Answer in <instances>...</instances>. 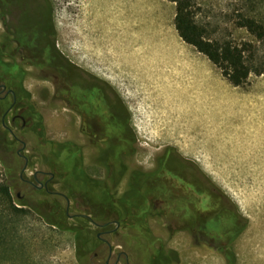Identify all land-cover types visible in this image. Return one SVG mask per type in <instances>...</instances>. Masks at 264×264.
<instances>
[{
  "label": "rangeland",
  "instance_id": "rangeland-1",
  "mask_svg": "<svg viewBox=\"0 0 264 264\" xmlns=\"http://www.w3.org/2000/svg\"><path fill=\"white\" fill-rule=\"evenodd\" d=\"M51 1L60 50L81 71L116 93L131 117L136 140L130 148L133 155L124 159L129 171L119 193L127 190L132 172L155 171L156 162L167 150H173L190 164V173L196 178L203 173L202 177L209 179L247 221L235 241L228 244L195 239L181 228L168 226L161 212L153 210L149 226L171 264H228L225 252L229 245L236 264H264V75L252 74L244 88L231 86L207 57L180 38L175 28L176 6L171 2L157 0L159 8H151L149 14L130 9L138 6L134 2L127 10L124 2L119 6L112 0ZM196 2L199 20L219 27L214 38L252 43L264 60V41L258 42L247 29L238 27V14L245 13L246 0ZM131 22L142 26L132 27ZM14 57L15 52L7 51L6 61H15ZM26 87L34 92L32 80ZM9 99L0 104V181L10 185L14 204L1 200L0 213L17 219L18 233L11 241L23 250L14 257L1 249L0 257L10 262L5 264H82L70 230L80 231L82 242H86L85 230L93 231L94 227L83 225L85 220H80V225L70 217L60 221L69 231L52 228L46 220L56 222L57 218L49 216L46 206H38L35 197L20 205L17 195L24 199L21 177L33 181L39 173L54 174L51 192L70 194L64 180L40 157L44 140L80 146L90 176L102 181L107 176L99 163L104 147L98 145L93 132L79 130L77 116L56 111L44 114L48 101L34 99L31 105L44 128L40 135L25 105L19 102L10 112L13 100ZM20 113H26V125L13 122ZM7 134L18 138L14 150L6 144ZM50 177L39 179L44 182ZM107 183L114 188L112 180ZM69 199L70 216L95 219L94 207L77 196ZM112 245L116 252L123 247ZM100 261L94 263L102 264Z\"/></svg>",
  "mask_w": 264,
  "mask_h": 264
},
{
  "label": "flooded vegetation",
  "instance_id": "flooded-vegetation-1",
  "mask_svg": "<svg viewBox=\"0 0 264 264\" xmlns=\"http://www.w3.org/2000/svg\"><path fill=\"white\" fill-rule=\"evenodd\" d=\"M7 51L15 52L16 87L10 90L0 79V102L6 103L11 97L13 104L10 112L19 102L25 105L27 112L31 110L32 100L48 101L44 114L56 111L57 114L77 116L80 120L79 130L93 132L98 145L104 147L99 159L100 166H113L119 153L125 164L124 159L129 157V153L133 155L130 150L133 145L129 129L131 120L127 108L116 93L97 78L81 71L60 50L51 0H0V52ZM28 80L34 83L32 93L26 87ZM25 116L26 113H20L13 122L21 121L26 125ZM17 156L20 158L18 153ZM189 165L173 150H167L156 162L155 171L144 172L148 206L161 212L168 226L181 228L195 239H217L228 244L234 242L241 225H247V221L213 187L209 179L202 177L203 173L198 178L190 173ZM123 171L126 174L128 167ZM39 176L51 177L43 182ZM54 177V174L47 173L37 174L33 181L21 177L25 188L24 199L20 194L17 196L20 203H27L31 197L40 202L60 203L69 217L82 218L87 221L83 225L94 227L93 231H87L92 234L93 251L85 255L84 248L77 249L82 264H95V260L111 264L114 256L113 264H157L150 262L154 254L150 253L149 236L135 230L132 220L122 221L112 210L95 219L87 215L70 216V199L50 191ZM114 243L123 246L121 251H115ZM160 254L157 258L159 264H171L170 257H166L163 251ZM232 264H236V261Z\"/></svg>",
  "mask_w": 264,
  "mask_h": 264
},
{
  "label": "trees",
  "instance_id": "trees-1",
  "mask_svg": "<svg viewBox=\"0 0 264 264\" xmlns=\"http://www.w3.org/2000/svg\"><path fill=\"white\" fill-rule=\"evenodd\" d=\"M165 1L171 2L176 6L175 28L180 38L189 46L194 47L200 54L207 57L221 71L223 77L230 85L235 88H244L248 85L252 74L256 76L264 75V60L259 57L257 48L252 43L237 44L231 40L214 38L219 31V27H214L212 23L199 20L196 0ZM238 19L239 28L247 29L258 42L264 41V0H246L245 13H239ZM6 54L7 52H0V79L4 80L8 88L15 90L14 61H3V59L6 60V58H3ZM0 104L5 103L0 102ZM30 109V111H27V115L35 118V128L39 130L40 135H43L42 118L36 113L33 106ZM31 111L32 115H29ZM129 129L134 145L136 136L132 129L131 121H129ZM7 138V142L5 139L4 141L8 147L10 146L14 150L18 144L16 137L10 138L7 134ZM40 147V157H42L50 170H53L56 175H59L64 180L65 189L69 191L71 196L80 197L84 202L88 203L87 205L94 207L93 214L95 218L105 216L107 212L112 210L111 212L118 216V219L128 222L132 220L135 230L144 232L149 236L150 253L154 254L153 257H150V262L159 264V259L157 258H159L163 250L160 241L152 234L149 226V215L153 210L148 206L146 200L147 189L143 181L144 172H132L127 190L120 194L119 186L126 175L123 171V168H126V164L119 157L120 153L117 154L114 167L110 165L104 167L107 171V176L105 181H102V179H94L90 176L86 168L83 149L80 146L73 143L54 145V143L44 140ZM14 153L17 154L15 151ZM108 180L114 182V188L108 185ZM150 192L153 193L152 190ZM70 194H68V198H71ZM1 200L3 202L6 201L10 205L14 204L10 185L0 181ZM37 202L39 203L38 206H46L44 209L50 210V217L54 216L57 218L56 222L50 220V218L46 220L48 225L52 228H62L67 232L68 229L60 225V221L70 219L66 209L60 203ZM18 203L23 205L19 201ZM35 213L39 214L38 212ZM75 220L79 221L81 225L83 219L77 218ZM16 223L17 219H12V216L0 213V251L3 249L7 254H12L14 257L23 250V247L19 248L18 245L16 246L11 241V238L15 239L14 236H17L18 233V225ZM70 232L75 235L77 249L81 250L85 245H89L87 250L84 249V254L86 255L93 251V246L91 245L92 234L90 232H85L88 236L86 242H82L80 231L77 229H71ZM158 246H160L159 249ZM225 254L228 264L236 261V255L230 245ZM8 262V260L0 257V264Z\"/></svg>",
  "mask_w": 264,
  "mask_h": 264
},
{
  "label": "crops",
  "instance_id": "crops-1",
  "mask_svg": "<svg viewBox=\"0 0 264 264\" xmlns=\"http://www.w3.org/2000/svg\"><path fill=\"white\" fill-rule=\"evenodd\" d=\"M112 1H114L116 4H118L119 6H122V5H120L122 2H124V3H122V4H124V5H126V6H128V8H127V10H129V8H130V6H131V4L134 2V3H136L138 6H136V5H133L130 9H133V10H135V11H140V12H142V13H152V9L154 8H159L158 6H159V3H158V1L157 0H121V1H117V0H112ZM164 2H165V0H163ZM114 3V4H115ZM152 8V9H151ZM164 6H163V11H164ZM176 15V14H175ZM164 17V16H163ZM134 25L135 26H138V27H140V26H142L141 24H139L138 22H137V24H135L134 22H131V26L132 27H134ZM213 64V63H212ZM227 81V80H226ZM228 82V81H227ZM229 83V82H228ZM232 86V85H231ZM235 88V87H234ZM238 89V88H237Z\"/></svg>",
  "mask_w": 264,
  "mask_h": 264
},
{
  "label": "bare ground",
  "instance_id": "bare-ground-1",
  "mask_svg": "<svg viewBox=\"0 0 264 264\" xmlns=\"http://www.w3.org/2000/svg\"><path fill=\"white\" fill-rule=\"evenodd\" d=\"M162 61V60H161ZM190 63V62H189ZM183 66H185V64L183 65ZM187 66V65H186ZM140 68V67H139ZM193 79V78H192Z\"/></svg>",
  "mask_w": 264,
  "mask_h": 264
}]
</instances>
